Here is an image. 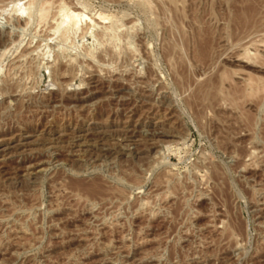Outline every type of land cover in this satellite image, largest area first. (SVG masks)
I'll use <instances>...</instances> for the list:
<instances>
[{
    "label": "rangeland",
    "instance_id": "1",
    "mask_svg": "<svg viewBox=\"0 0 264 264\" xmlns=\"http://www.w3.org/2000/svg\"><path fill=\"white\" fill-rule=\"evenodd\" d=\"M0 264H264V0H0Z\"/></svg>",
    "mask_w": 264,
    "mask_h": 264
},
{
    "label": "bare ground",
    "instance_id": "2",
    "mask_svg": "<svg viewBox=\"0 0 264 264\" xmlns=\"http://www.w3.org/2000/svg\"><path fill=\"white\" fill-rule=\"evenodd\" d=\"M29 5H30V4H29ZM29 5H28V6H29ZM47 5H48V4H47ZM16 7H17V6H16ZM32 7H33V6H32ZM32 7H31V8H32ZM42 7H43V6H42ZM29 8H30V7H28V9H27V7H26V9L28 10V14H30V10H29ZM23 10H25V8H24ZM27 10H26V11H27ZM31 11H32V10H31ZM43 11H46V9H43ZM46 12H47V11H46ZM40 14H41L40 16H42V17H43V16H46V15H45V12H43V14H42V10H41ZM30 16H31V15H30ZM40 16H39V17H40ZM29 20H30V19H29ZM66 20H67V19H66ZM79 21H80V20H79ZM58 23H60V22H58ZM63 23H64V22H62V23H60V24L63 25ZM65 24H66V23H65ZM65 24H64V25H65ZM58 25H59V24H58ZM62 25H60L59 27L57 26V28H55V29L58 30L60 27H62ZM67 26H68V25H67ZM65 27H66V26H65ZM65 27H64V29H65ZM68 27H69V26H68ZM64 29H63V30H64ZM66 29H67V27H66ZM68 29H69V28H68ZM5 50H7V49H5ZM248 51H249V50H248ZM2 52H4V51H2ZM2 54H3V53H2ZM246 54H247V53H246ZM23 55H24V54H23ZM2 56H3V55H1V57H2ZM55 70H56V69H55ZM62 72H63V71H62ZM64 73H66V72H64ZM60 75H61V74H60ZM62 75H63V73H62ZM64 75H65V74H64ZM64 75H63V76H64ZM65 76H67V75H65Z\"/></svg>",
    "mask_w": 264,
    "mask_h": 264
}]
</instances>
